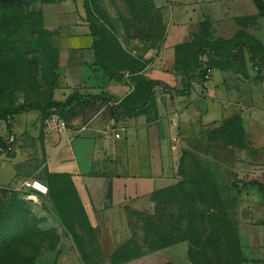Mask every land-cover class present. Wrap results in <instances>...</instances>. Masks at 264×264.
Returning a JSON list of instances; mask_svg holds the SVG:
<instances>
[{"label":"rangeland","instance_id":"obj_1","mask_svg":"<svg viewBox=\"0 0 264 264\" xmlns=\"http://www.w3.org/2000/svg\"><path fill=\"white\" fill-rule=\"evenodd\" d=\"M237 40L264 52V0H0V112L75 93L77 75L108 115L138 108L141 80L179 87L200 45L225 55ZM201 58L188 94L154 87L142 109L176 127L173 182L103 228L79 212V227L52 226L47 198L0 186V264H264V61L243 46ZM208 65L223 69L218 115L180 119L202 110Z\"/></svg>","mask_w":264,"mask_h":264},{"label":"crops","instance_id":"obj_2","mask_svg":"<svg viewBox=\"0 0 264 264\" xmlns=\"http://www.w3.org/2000/svg\"><path fill=\"white\" fill-rule=\"evenodd\" d=\"M222 72L208 65L210 84L199 86L197 93L202 110L184 108L180 119L190 115L207 122L218 115L217 100L226 94L216 84ZM83 80L77 75L69 81L79 85L77 93L96 96ZM155 87L157 95L172 94ZM62 89L55 88L60 93L56 100L72 93ZM161 112L146 109L113 118L98 100H81L61 115L38 108L0 115V186L37 177L48 187L39 195L51 206L52 226L79 227L74 214L79 212L89 227H109L107 221L117 220L126 206L143 202L152 191L173 182L168 174L169 147H174L176 127ZM55 116L62 125L51 122Z\"/></svg>","mask_w":264,"mask_h":264},{"label":"trees","instance_id":"obj_3","mask_svg":"<svg viewBox=\"0 0 264 264\" xmlns=\"http://www.w3.org/2000/svg\"><path fill=\"white\" fill-rule=\"evenodd\" d=\"M241 46L245 47L247 55H248V60L252 66L254 67L259 66L264 61V52L258 56L256 61H254L253 56H252L251 47L247 43H245L243 40L235 41L232 44L228 53L225 55H217L211 52L205 45H200L195 50L196 66L186 71L180 77L179 87L171 86L168 83L162 80H159V79L141 80L140 84L143 87L148 88V94L146 95L142 104H140L138 108H127V109H121L118 111H115L113 108H111L110 109L111 116L113 118H118L126 114L132 115V114L142 112L143 111L142 109L145 108L146 105L151 101L152 96H153V88L155 86H160L162 90L167 93H172L176 95L187 94L189 91L191 78L194 77L198 73V69L201 68V66L204 64V61L201 58L202 55H205L206 57H213V58H219V59H229L233 55L234 50ZM81 100L95 101L98 99H97V96L93 94H81V93L75 92V93L68 94L63 100H47L45 102L25 103L16 109H9L6 111H2L0 112V115H6V114L19 112L22 110H26L28 108H38L41 112H44V113H55V114L61 115V114H65L74 105V103L81 101Z\"/></svg>","mask_w":264,"mask_h":264},{"label":"built area","instance_id":"obj_4","mask_svg":"<svg viewBox=\"0 0 264 264\" xmlns=\"http://www.w3.org/2000/svg\"><path fill=\"white\" fill-rule=\"evenodd\" d=\"M51 122L58 123L60 125L63 124V120H60L58 118H51ZM114 135H117V132H114ZM171 147H173L171 145ZM19 186H22L24 188H28L31 191L37 193V194H45L48 191L47 184L40 180L37 177H24L19 181Z\"/></svg>","mask_w":264,"mask_h":264}]
</instances>
